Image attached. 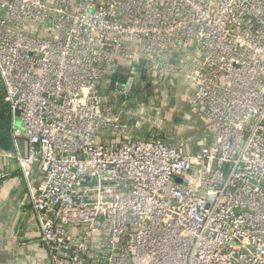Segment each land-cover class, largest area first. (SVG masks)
<instances>
[{
  "label": "built area",
  "instance_id": "obj_1",
  "mask_svg": "<svg viewBox=\"0 0 264 264\" xmlns=\"http://www.w3.org/2000/svg\"><path fill=\"white\" fill-rule=\"evenodd\" d=\"M0 83L46 264H264V0H0Z\"/></svg>",
  "mask_w": 264,
  "mask_h": 264
},
{
  "label": "crops",
  "instance_id": "obj_2",
  "mask_svg": "<svg viewBox=\"0 0 264 264\" xmlns=\"http://www.w3.org/2000/svg\"><path fill=\"white\" fill-rule=\"evenodd\" d=\"M157 88L158 92L154 95L153 102L150 101L153 99L151 98L146 105L154 103L151 105L155 106L158 113L165 115L166 124L174 121L179 142L189 138L198 140L202 132L190 126L195 113L184 89L171 82L161 83ZM171 115L174 120L168 118ZM12 120L11 113L3 103L0 83V264H46L45 249L37 240L35 220L25 205L27 186L24 180L20 179L16 162L1 152L11 151ZM130 131L133 136L140 134L133 129ZM40 181V175H33L30 186L36 188ZM23 210L26 213L22 214ZM21 240L25 244L20 249Z\"/></svg>",
  "mask_w": 264,
  "mask_h": 264
},
{
  "label": "rangeland",
  "instance_id": "obj_3",
  "mask_svg": "<svg viewBox=\"0 0 264 264\" xmlns=\"http://www.w3.org/2000/svg\"><path fill=\"white\" fill-rule=\"evenodd\" d=\"M168 89L171 90L170 88H168ZM142 91H143L144 94H142L143 95L142 97L138 96L139 101L144 102L146 107L147 106H151L152 107L153 105H151V104H154V103H152L153 100H154V95H156L157 92H158L157 86L153 85L151 83H144ZM134 93L136 95H138L140 92L134 91ZM151 98H153L152 100H150V101H152V102H150L151 104L150 105H146L147 102H149V99H151ZM153 107H155V106H153ZM146 110H147V114L150 115L149 121L150 122H154V124L156 126H158V127L155 128L156 129L155 132H157V133L159 132L160 137L165 139L171 145H174V146L175 145H179V143H180L179 139H178V137H179L178 135L179 134L177 133V130L174 127V121L171 122V123L169 121V123L166 124L165 123L166 122V120H165L166 117H165V115L163 113L162 114L161 113L160 114L159 113H155L154 109L150 110L148 107H147ZM168 118L169 119H173L174 117L171 115ZM143 125L145 127L142 128V133L151 132V131H148V127H149L148 124L144 123ZM197 130L199 131V129H197Z\"/></svg>",
  "mask_w": 264,
  "mask_h": 264
},
{
  "label": "water",
  "instance_id": "obj_4",
  "mask_svg": "<svg viewBox=\"0 0 264 264\" xmlns=\"http://www.w3.org/2000/svg\"><path fill=\"white\" fill-rule=\"evenodd\" d=\"M138 85H136V88H137Z\"/></svg>",
  "mask_w": 264,
  "mask_h": 264
},
{
  "label": "trees",
  "instance_id": "obj_5",
  "mask_svg": "<svg viewBox=\"0 0 264 264\" xmlns=\"http://www.w3.org/2000/svg\"><path fill=\"white\" fill-rule=\"evenodd\" d=\"M6 106V105H5ZM7 107V106H6Z\"/></svg>",
  "mask_w": 264,
  "mask_h": 264
}]
</instances>
